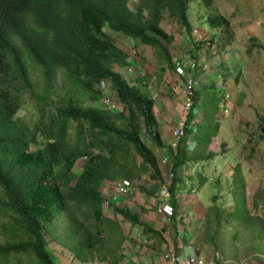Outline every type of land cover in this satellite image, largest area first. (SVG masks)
Segmentation results:
<instances>
[{
  "label": "trees",
  "instance_id": "obj_1",
  "mask_svg": "<svg viewBox=\"0 0 264 264\" xmlns=\"http://www.w3.org/2000/svg\"><path fill=\"white\" fill-rule=\"evenodd\" d=\"M190 1L138 0L131 8L128 0H0V209L7 213L2 223L0 264H7L10 259L18 263L21 254L28 257L27 264H58L49 246L55 239L54 230L64 238L63 246L84 261L94 257L106 260V251L112 249L110 261L116 264L123 256L119 250L127 238L117 220L120 214L133 226L141 227L143 236L150 238L152 233L161 238L163 229H154L139 219V210L112 204L113 216H103L101 177L107 173L126 180L137 177L140 172L134 164L127 169L126 163L117 158L119 151L106 150L102 147L104 142L114 138L122 144H133L135 153L148 164L150 175L157 176L158 182L164 180L154 148L137 134L139 116L155 147L168 155L165 171L171 172L170 198L165 202L172 206L169 220L176 224L177 218H182L180 207L190 212L184 194L176 195L180 191L179 181L189 166L187 159H204L208 163L216 154L208 145L218 128L217 120L206 114L209 105L203 94L201 103L205 106L200 125L197 120L196 128L190 132L188 127L194 124L195 106L200 103L201 92L199 87H193L194 101L188 110L184 131L190 132L188 135L197 133L195 139L190 136L194 145L187 147L188 135H182L175 147L166 142L156 127L155 97L149 95L142 83H131L122 76L119 69L130 66L131 58L106 33L110 27L150 45L156 56L173 68L169 49L163 42H169L172 36L159 24L162 10L167 8L189 31L192 27L188 18ZM200 1L209 9L214 4L213 0ZM205 21L218 26L224 17L210 10ZM227 40V36H223L222 44ZM189 51L191 54L192 48ZM35 70H39L40 79L33 77ZM102 79L110 83L126 114L123 110L112 112L96 104L105 95L99 88ZM212 85H204V88ZM51 90L58 91L63 101L54 104L48 100ZM24 98L30 99L33 108L38 109L32 122L17 116ZM85 99L90 102H84ZM215 99L211 102L213 113L221 95H215ZM50 109L52 118L45 119ZM70 119L77 123L75 141L79 146L67 138ZM260 127L264 129V123ZM85 138V142H79ZM93 147L98 148V152H93ZM80 156L83 171L75 174L73 166ZM197 173L198 183L209 178L205 172ZM232 174L241 175L240 163ZM190 180L193 179L190 177ZM233 184L235 197L239 194L233 210L215 201L204 206L212 213L213 223L209 228L208 217L203 216L206 223L203 238L215 250L209 254L216 256L215 264L223 262L218 254L224 253L226 247L227 220L233 222L240 218L237 228L253 221L256 232L264 230V222L251 212L256 207L255 198L251 203L246 200L244 180ZM217 197V194L211 195L213 199ZM69 198L75 206L85 209L81 213L85 218H77ZM198 221L196 217L194 224ZM204 222L200 224L202 227ZM206 245L207 242L199 238L192 243L200 254ZM103 248L106 251H102Z\"/></svg>",
  "mask_w": 264,
  "mask_h": 264
},
{
  "label": "rangeland",
  "instance_id": "obj_2",
  "mask_svg": "<svg viewBox=\"0 0 264 264\" xmlns=\"http://www.w3.org/2000/svg\"><path fill=\"white\" fill-rule=\"evenodd\" d=\"M213 1L214 4L211 9L207 8L200 0L190 1L188 18L192 27L189 31H186L185 25L179 19L169 14L167 8L162 10L159 24L164 31L172 36L169 42H166V40H163V42L169 49L173 68L161 61L150 45L142 43L120 31L112 30L110 27L106 29V33L118 46L125 49L129 58H131L132 64L125 66L127 69L125 67L119 69L122 76L125 79H129L131 83H142L143 88L148 91L149 95L155 97L154 113L158 122L156 127L165 141L170 142L169 131L176 126L182 128L183 136L193 132L196 128L192 124L191 127H188L190 132L186 133L184 131V123L190 101L188 103L185 102L183 85L185 78L191 73L188 70V65L193 63L194 60H196L197 73L200 77L196 86L198 85V89L201 91L198 96L200 103L195 106V117L198 120V125H200L199 121L202 118H200V115L205 106V104L201 103V98L204 94L205 103L210 106L206 107V114L215 116L214 119L217 120L215 123H218L217 127H219V129L216 128L211 139L217 135L208 145V149H213L212 151L217 153L216 157L214 155L211 156L210 167L205 166L207 161L204 159L195 161L187 159L186 161L189 166L183 172L179 187L180 192L187 198L185 202L188 203L190 212H182V219L177 221L180 225L178 229L171 227L172 224L168 217L166 218L162 215L159 217L155 214L158 211L162 212L158 204L162 199L156 197L160 196V189L170 181L167 173H165L167 172L165 171L166 161L164 162V159H168V155H164L163 149L155 147L154 142L146 133L142 116H139L138 120H136L137 134L148 143V146L154 148L159 158L162 177L166 181L158 182L157 176L150 175L148 164L135 153L133 144L131 145L127 142L122 144L119 139L114 138L103 143L102 147L106 150L115 149L119 151L116 154L117 158L120 159L121 163H126L127 169L132 164L140 169L137 177L133 176L129 179L132 182L130 191L122 194L120 199H116L118 205H125L129 208L127 203L132 201L130 195L135 193L136 200L140 202V205L147 207V212L142 213L141 220L145 223H153L157 219L161 220L162 224L168 229L169 235L168 246L166 240L162 241V239L157 238L144 239L141 227L133 226L120 214L117 220L129 240V243L125 241V245L131 250L125 254L127 258L124 259L121 256L116 264H131L130 262L143 264L147 261L149 251L152 252V249H149L150 247L154 250H161L156 254H163L168 248L176 250V245L182 246L187 243H190L191 246H188L185 250H197L194 246L192 247V243L196 238L207 242V245L200 251L209 257V254L215 250L211 248V243L203 238L206 236V223L203 216L206 215L208 217L209 228H211L213 220L212 213L207 211L204 206L215 201L217 205L233 210L239 198V194L235 197L233 183L239 184L241 180H244L245 183L247 202L251 203L253 197L256 200L255 209H251L252 214L258 216L264 222V129L260 127V124L264 123V0ZM137 2L138 0H128V5L134 8ZM210 10L216 11L224 17V21L218 26H211L205 21L206 15ZM145 13L146 15L148 14V9L145 10ZM225 21L227 25H225ZM223 36L228 38L225 44H222ZM221 45L224 46L221 47ZM191 48L193 52L190 54L189 50ZM204 68L208 70L207 73L202 72ZM32 75L40 79L39 70L33 71ZM59 82L56 83L55 88L57 90ZM103 84L105 86L106 82ZM107 84V89L101 88L103 93L109 94L111 97L106 102L107 106L110 107L112 112L123 110L124 114H126L127 111L124 110L123 103L117 99L110 83ZM209 84L214 85L205 89L204 85ZM50 92L48 100L51 99L54 104L63 101L62 97L57 95L58 91L51 90ZM226 92L229 97L225 96ZM215 95L217 97L221 95L223 100H221L222 102L213 113L211 102L216 100ZM25 96L30 98L28 94ZM30 99L24 98L17 116H22L27 121L32 122L38 109L33 108ZM84 102L90 101L85 99ZM50 112L51 109L45 119L52 118ZM215 120H212L211 123H214ZM76 126L77 123L70 119L67 138L71 143L79 146L75 141ZM196 135V132L188 135L186 141L188 148L193 147L194 142L192 140L196 138ZM86 139L79 142L83 143ZM223 142L225 143L223 144ZM171 144L175 147L177 143ZM91 150L98 152L96 147ZM237 163H240L241 175L239 177L232 174ZM81 165L82 160L79 157L75 161L73 171L79 172ZM197 171L205 172L209 175V178L204 183H198V180L195 179L198 174ZM190 177L193 180H190ZM105 178L115 182L120 181L117 183L119 189L124 186V181L120 179L121 177L114 175L110 177L106 173L103 180ZM102 183L103 181L100 183L99 190L103 198V216L112 217L113 212L109 209L112 207V203L107 201V199L111 196L112 190L115 198H117L118 189L115 188L114 182L105 188L102 187ZM156 184L158 185L155 186ZM189 185H191V189H188ZM145 190L149 193L146 194V200L144 201ZM214 194L218 196L215 199L211 198V195ZM125 196L128 197V200L123 199ZM111 200L114 202V198H111ZM69 203L75 212L74 201L69 198ZM191 208L193 209L191 210ZM84 210V208H77V218H85L81 214ZM134 210L139 209L135 208ZM5 214L7 213L0 209V241L4 237L2 223L6 219ZM149 214L154 218V221L147 220ZM196 217L199 218L197 225L194 224ZM239 219L236 218L233 222L227 220L226 230L229 231V235L226 238L227 243L224 253L219 252V258L223 259V262H230L231 264H264V236L261 234H264V230L256 232L253 221L246 222L243 228H237L236 225ZM202 222H204L203 227L200 225ZM52 233L55 239L49 242V246L56 255L58 264H112L110 257L114 250L106 251L104 248L102 249V251L107 252L106 260L101 261L94 257L84 261L69 252L67 246H63L64 238L59 236L58 230H54ZM132 245L134 247H131ZM126 246L119 250V254H122L123 249H127ZM27 262L28 257L21 254L18 263L15 259H10L7 264H27ZM223 262L221 263L224 264Z\"/></svg>",
  "mask_w": 264,
  "mask_h": 264
},
{
  "label": "built area",
  "instance_id": "obj_3",
  "mask_svg": "<svg viewBox=\"0 0 264 264\" xmlns=\"http://www.w3.org/2000/svg\"><path fill=\"white\" fill-rule=\"evenodd\" d=\"M189 69L191 70L190 75H188L184 80L183 93L185 96V102L189 103L188 109L191 108L193 103V87L197 88L196 84L199 82V75L192 73L196 68V62L189 64ZM204 73H207L208 70L204 68ZM227 95V94H226ZM183 130L181 127L176 126L172 129V137L170 142L176 144L178 139L181 137ZM166 159H164L165 162ZM171 175V173H170ZM130 188L128 181H124V186L121 188V191H128ZM161 197H168L169 191L167 185H164L163 189L160 190ZM161 213L164 217H168L171 214L172 206L168 202H159ZM166 264H215L213 258H205L198 252L192 251L191 253L186 254L184 257H180L177 251L173 248L169 249L165 255Z\"/></svg>",
  "mask_w": 264,
  "mask_h": 264
},
{
  "label": "crops",
  "instance_id": "obj_4",
  "mask_svg": "<svg viewBox=\"0 0 264 264\" xmlns=\"http://www.w3.org/2000/svg\"><path fill=\"white\" fill-rule=\"evenodd\" d=\"M198 87V86H197ZM227 94V95H226ZM225 96L226 97H229V94L226 92L225 93ZM221 100H223V98H221L220 100H219V104L222 102ZM201 101H202V99H201ZM220 107H221V105H220ZM230 110H231V108H230ZM196 121H197V119L195 118V124H196ZM229 121H231V120H229ZM218 129H219V127H218ZM169 133H170V139H171V137H172V130H170L169 131ZM217 135V134H216ZM215 135V136H216ZM215 136H213L212 137V139L213 138H215ZM169 139V140H170ZM166 142H168V141H166ZM211 142H212V140H211ZM223 143H225V142H223ZM213 150V149H212ZM217 154V153H216ZM216 154L214 155L215 157H216ZM215 157H214V159H215ZM213 159V160H214ZM208 161H210V160H208ZM210 162H212V161H210ZM210 162H208V163H206V165L205 166H207L208 168L210 167ZM206 167V168H207ZM233 172V171H232ZM170 173L171 172H167V175H168V178H169V176H171L170 175ZM208 175V174H207ZM209 176V175H208ZM170 180V179H169ZM164 181H166L165 179H164ZM170 182V181H169ZM167 184V183H166ZM158 184H156V186H157ZM164 187V186H163ZM163 189V188H162ZM161 190V189H160ZM146 194H147V190H145L144 191V201L146 200ZM181 194H183V193H181L180 191H177V193H176V195H177V197L178 196H180ZM130 198H132V201H131V203H127L128 204V209L129 210H131V211H133L135 208H138L139 209V213H140V216H139V219H141L142 218V213L143 212H147V207L146 206H142V204L140 205V202L138 201V200H136V194L134 193V194H132V195H130ZM156 198H160V196H158V197H156ZM170 198V197H169ZM124 200H128V197H124L123 198ZM187 198L185 197V200H186ZM163 200V199H162ZM164 200H168V198H166V199H164ZM184 200V201H185ZM180 202H183L182 201V199L180 200ZM159 204V203H158ZM181 208V211H180V214H182V212H185V210H183V207H180ZM157 211H158V208H157ZM187 212V211H186ZM156 215H158L159 217L162 215L159 211L157 212V213H155ZM186 214V213H185ZM182 216H183V214H182ZM180 219H182V218H180V217H178L177 218V220H176V222L178 221V220H180ZM148 221H154V218H152L151 217V214H149V218L147 219ZM171 221V220H170ZM189 221V220H188ZM148 223V222H147ZM171 224H172V228L174 227L175 229H178V227L177 226H180L178 223H176L175 224V222L174 223H172L171 222ZM148 225L150 226V227H152V228H154V229H160V228H162L163 230L161 231V238H159L158 236L157 237H154L153 236V234L152 233H150L151 234V236L152 237H150V238H148L147 236H144V239H145V237H147L148 239H153V237H154V239H162V241H165L166 240V242H167V246H168V241H169V235H168V229L162 224V221L161 220H155V222H153V223H148ZM184 225H186V224H184ZM187 229V228H186ZM126 235V234H125ZM143 235V234H142ZM182 235V234H181ZM173 237H174V231H173ZM125 241H127L128 243H129V240H128V238H126L125 240H124V242L122 243V247H125L126 245H125ZM186 241H188V240H186ZM137 246H139L138 244H136ZM135 245V246H136ZM188 246H191V244L189 243H187V244H184V245H182V246H177L176 245V251H177V253H178V255L180 256V257H184L186 254H188V253H191L192 252V250L191 249H187V250H185V248H187ZM127 247V249L125 248V249H123L122 250V255H123V258L125 259V258H127V256L125 255V254H127V253H129V251L131 250L130 248H128V246H126ZM131 247H134V245H132ZM150 250L152 249V252H150L149 251V253H148V258H147V261L146 262H144L143 264H164L165 263V257H164V255H165V253L169 250V249H171V248H168V250H166L163 254L162 253H159V254H156L158 251H161V250H158V249H153V248H149ZM154 251H156V252H154ZM193 251H195V252H198V251H196V250H193ZM199 253V252H198ZM200 254V253H199ZM203 257H205V258H213V260L215 261V257L216 256H212V255H210L209 257H207L206 255H204V254H201ZM123 263H125V262H123ZM131 264H134L133 262H130Z\"/></svg>",
  "mask_w": 264,
  "mask_h": 264
},
{
  "label": "clouds",
  "instance_id": "obj_5",
  "mask_svg": "<svg viewBox=\"0 0 264 264\" xmlns=\"http://www.w3.org/2000/svg\"><path fill=\"white\" fill-rule=\"evenodd\" d=\"M194 62H196L195 60H194ZM217 64H219V62H217ZM216 64V65H217ZM189 66V65H188ZM188 70H190L189 69V67H188ZM197 68H195V70H193V72L192 73H195V74H198L197 73ZM191 71V70H190ZM202 72H203V70H202ZM199 75V74H198ZM199 79H200V77H199ZM104 82H106V80H104V79H102V80H100V82H99V87L100 88H103V89H107L108 88V84H107V82H106V85L104 86ZM105 94V93H104ZM58 95V94H57ZM110 95L109 94H105L104 96H102L100 99H101V101H100V99L97 101V105H99V106H101V107H103V108H105V109H109V110H111L110 109V107H108L107 106V104H106V102L107 101H109L110 100ZM194 126H195V120H194ZM168 143H171V142H168ZM164 155H166V154H164ZM167 156V155H166ZM79 158V157H78ZM80 158H81V160H82V157L80 156ZM167 160V159H166ZM165 160V161H166ZM75 164V163H74ZM83 171V168H82V165H81V168L79 169V172H75L74 171V173L75 174H80L81 172ZM105 176V175H104ZM103 176V177H104ZM113 176V175H112ZM103 177H101V179L99 180V182L101 183L102 181H103V183H102V187H107L108 185H110L112 182H114L115 184V188H117L118 189V197L117 198H115V194H113V190H112V192H111V196H109L108 197V199H107V201H109V202H111L112 204H115L116 206H119L118 205V203L116 202V199H120V197H121V195L122 194H125V193H127L128 191H130V189H131V180H129V179H126L125 180V178H120V179H122V181H128V183H129V186H130V188H129V190L128 191H121V189H119V187H117V183L118 182H120V181H118V182H115V181H113V180H109V179H107V178H105L104 180H103ZM111 177V176H110ZM167 187H168V191H169V196L168 197H166V198H169L170 197V190H169V182H167ZM100 186V185H99ZM115 192V191H114ZM111 198H114V202H112V200H111ZM160 198L161 199H163L162 201L163 202H165L166 200H164V199H166V198H164V197H161V195H160ZM161 201V202H162ZM112 206V205H111ZM77 208H81V207H78V206H75V214H76V210H77ZM112 208H113V206L112 207H110L109 209L112 211ZM162 214V213H161ZM162 216H163V214H162ZM165 264H166V259H165Z\"/></svg>",
  "mask_w": 264,
  "mask_h": 264
}]
</instances>
